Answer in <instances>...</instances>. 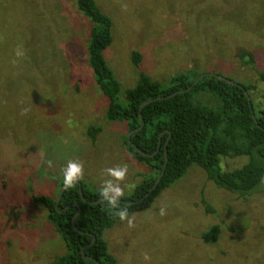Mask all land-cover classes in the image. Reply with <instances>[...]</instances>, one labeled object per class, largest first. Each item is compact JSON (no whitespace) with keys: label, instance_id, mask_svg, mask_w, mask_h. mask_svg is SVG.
I'll list each match as a JSON object with an SVG mask.
<instances>
[{"label":"rangeland","instance_id":"1","mask_svg":"<svg viewBox=\"0 0 264 264\" xmlns=\"http://www.w3.org/2000/svg\"><path fill=\"white\" fill-rule=\"evenodd\" d=\"M96 2L113 20L105 57L123 92L142 73L165 84L192 70L253 83L264 70V0ZM92 26L77 0H0V84L8 85L0 90V264H51L68 252L32 195L55 198L69 160L83 162L79 183L94 192L111 179L107 168L127 166L120 200L154 175L126 148L128 124L107 118L109 99L89 64ZM248 52L253 66L241 59ZM209 95L202 99L212 106ZM91 126L102 127L94 141ZM248 162L223 156L220 167ZM214 225L219 238L207 242ZM104 237L119 264H264V181L244 198L192 165Z\"/></svg>","mask_w":264,"mask_h":264},{"label":"trees","instance_id":"2","mask_svg":"<svg viewBox=\"0 0 264 264\" xmlns=\"http://www.w3.org/2000/svg\"><path fill=\"white\" fill-rule=\"evenodd\" d=\"M77 5L93 23L88 44L89 64L99 89L109 99L107 118L126 122L129 131L140 127L144 120L143 129L135 132L131 140L149 155L156 153L160 136L163 132L165 134L161 137V149L154 156L142 155L126 141L130 154L149 165L154 172L150 179L136 187L131 196L122 198L124 201H134L133 204L120 202L114 209L106 200L97 204L86 203L82 194L90 202L99 201L102 196L100 192L87 188L84 183H77L64 191L58 204L63 188L62 180L55 198L33 194L32 199L34 203L46 207L49 223L68 249L66 254L58 256L51 264H97L86 259L82 253V249L93 241L94 236L97 238L96 243L87 248L85 254L101 264H119L109 252L104 237L107 229L121 221L119 211L127 210L130 215L149 209L160 193L182 178L192 165L203 168L219 187L244 198L264 181V70L259 72L257 81L238 82L239 85L208 75L192 90L183 93L180 91L193 85L200 73L192 70L190 73L178 74L166 84L142 73L138 84L123 92L121 82L105 57V51L113 42L112 18L101 10L96 0H77ZM133 59L139 65L142 56L134 52ZM241 59L244 65L254 64V54L251 52L241 55ZM7 87L0 84L2 92ZM176 92L179 93L174 97L156 100L140 110L144 101L168 97ZM204 94H210L215 100L212 106L202 99ZM101 131L100 126L88 129L93 141ZM169 131L172 138L167 148V168L157 188L147 196L163 171ZM223 156H248L249 162L235 170L223 171L220 167V158ZM73 204L81 206V213L75 219L76 227L73 218L79 207L74 205L67 208ZM220 233V226L214 225L204 234V239L216 242Z\"/></svg>","mask_w":264,"mask_h":264},{"label":"clouds","instance_id":"3","mask_svg":"<svg viewBox=\"0 0 264 264\" xmlns=\"http://www.w3.org/2000/svg\"><path fill=\"white\" fill-rule=\"evenodd\" d=\"M17 55H21L17 52ZM51 165V161H49ZM106 174L111 179L104 180L100 188V195L107 201L112 208H117L120 203V198L123 196V189L119 181H123L128 173L127 166H117L107 168ZM84 179V164L78 160H69L66 166L62 169V183L64 191L73 188L79 181ZM163 214V210H161ZM119 217L121 220L128 218L127 210H120ZM129 225L132 224V220H128Z\"/></svg>","mask_w":264,"mask_h":264},{"label":"water","instance_id":"4","mask_svg":"<svg viewBox=\"0 0 264 264\" xmlns=\"http://www.w3.org/2000/svg\"><path fill=\"white\" fill-rule=\"evenodd\" d=\"M208 75L217 76L220 80H222V81H226V82H228V83H230V84H233V85H239L238 82H236V81H234V80H232V79H230V78H227V77H225V76H223V75L214 74V73H204V74H200V75H199V77L196 79V81L194 82L193 85H191V86H190L189 88H187L186 90H182V91H180V93L188 92V91L192 90V89L194 88L195 85H197V84H198V83H199V82H200L205 76H208ZM240 86L243 87L242 85H240ZM178 93H179V92H176V93H174V94H172V95H170V96H168V97H157V98H154V99H149V100H147V101H144V102L141 104V106H140V110H142L145 106L151 104L152 102H154V101H156V100H163V99L171 98V97H174L175 95H177ZM249 100L251 101V97H249ZM251 106H252V104H251ZM140 115H141V117H142V114H140ZM254 117H255V116H254ZM255 119H256V118H255ZM144 125H145V122H144V120H142V124H141L140 127L131 130V132H130V134H129V136H128V142H129V143H130V144H131L136 150H138L142 155H144V156H154V155H155L156 153H158V152L160 151V149H161V137L165 134V132H163V133L161 134V136H160V141H159V145H158V149H157L156 153L149 155V154H146L145 152H143L142 150H140L139 147H138L137 145H135V144L132 142V140H131V136H132L135 132H138V131L142 130L143 127H144ZM168 133H169V136H168L167 141H166V143H165V163H164V168H163L162 173H161V174L159 175V177L157 178V180H156L154 186L152 187L151 191L147 194V196H149V195L151 194V192L157 188V186H158V184L160 183V181H161V179H162V177H163V175H164V173H165V170H166V168H167L168 161H169L167 148H168V143L170 142V140H171V138H172V133H171L170 131H169ZM78 183H79V182H78ZM79 184H80V183H79ZM80 185H81V184H80ZM62 189H63V188H62ZM62 189H61L60 195H59V197H58V204H59V202H60V200H61V197H62V194H63V192H64V190H62ZM80 191H81V193H83L82 188H81ZM82 197H83L84 201H85L86 203H89V204H97V203H100V202H102L103 200H105V199L102 197L99 201H96V202H90V201H87V200L84 198L83 194H82ZM120 202H125V203H127V204H133V203H134V201H124V200H120ZM74 205H77V206L79 207L78 212L76 213L75 217L73 218L74 226L76 227V225H75V219H76V218L79 216V214L81 213V206H80L79 204H73V205L68 206L67 208L72 207V206H74ZM96 240H97V238H96V236H94V237H93V241H92L89 245L85 246V247L82 249V253H83V255H84V257H85L86 259L92 260V261L96 262L97 264H101V263L98 262L95 258H92V257H90V256H88V255L85 254V250H86L87 248L92 247V246L96 243Z\"/></svg>","mask_w":264,"mask_h":264},{"label":"flooded vegetation","instance_id":"5","mask_svg":"<svg viewBox=\"0 0 264 264\" xmlns=\"http://www.w3.org/2000/svg\"><path fill=\"white\" fill-rule=\"evenodd\" d=\"M161 146H162V143H161ZM93 258V257H92Z\"/></svg>","mask_w":264,"mask_h":264}]
</instances>
